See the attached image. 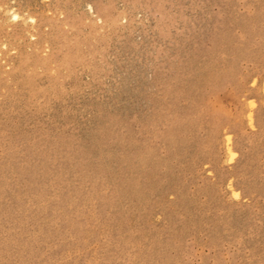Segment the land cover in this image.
<instances>
[{"label":"rangeland","instance_id":"1","mask_svg":"<svg viewBox=\"0 0 264 264\" xmlns=\"http://www.w3.org/2000/svg\"><path fill=\"white\" fill-rule=\"evenodd\" d=\"M0 264H264V0H0Z\"/></svg>","mask_w":264,"mask_h":264}]
</instances>
